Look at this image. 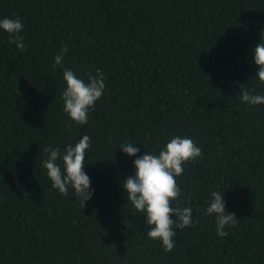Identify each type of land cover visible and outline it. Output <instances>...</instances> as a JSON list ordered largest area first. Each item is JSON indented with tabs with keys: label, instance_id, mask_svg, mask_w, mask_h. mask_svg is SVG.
<instances>
[{
	"label": "trees",
	"instance_id": "trees-1",
	"mask_svg": "<svg viewBox=\"0 0 264 264\" xmlns=\"http://www.w3.org/2000/svg\"><path fill=\"white\" fill-rule=\"evenodd\" d=\"M5 17L22 19L27 51L0 31V264H264V105L238 96L264 95L252 57L264 0H0ZM65 69L105 77L82 126L63 110ZM83 135L84 208L43 167L45 148L63 153ZM176 136L202 155L176 178L173 206L191 207L193 223L165 252L121 184ZM214 191L237 220L225 237L204 214Z\"/></svg>",
	"mask_w": 264,
	"mask_h": 264
},
{
	"label": "clouds",
	"instance_id": "clouds-1",
	"mask_svg": "<svg viewBox=\"0 0 264 264\" xmlns=\"http://www.w3.org/2000/svg\"><path fill=\"white\" fill-rule=\"evenodd\" d=\"M23 28L21 18L0 19V31L8 35L9 44H15L20 52L27 51V46L23 43L25 38L20 34ZM262 34L260 43L252 51V57L258 69L255 78L260 86L264 87ZM68 51V46L64 45L54 59L55 66L62 65L64 55ZM84 75L87 77L86 81L77 78L72 70H63V80L66 85L62 93L63 110L70 121L80 126L88 122L89 110L94 108L105 89V77L100 69H96L95 74L86 72ZM238 96L244 104L264 105V95L240 90ZM90 146V137L83 135L74 146L71 144L66 146L63 153L59 147H48L44 150L48 155L43 167L47 171L52 188L58 190L62 196H67L71 188L83 208L93 195V191L90 190V178L84 171L85 156ZM119 149L129 157L136 156L139 151L131 143L121 144ZM201 155V148L193 140L176 136L171 138L158 154L145 152L144 155L136 158L133 161L134 176L126 178L121 184L127 201L137 213L145 217L148 238L159 240L165 252H171L175 248L173 238L177 230L189 228L193 223L192 208L180 207L178 204L173 206V202L181 196L176 178L183 173V165L195 162ZM204 214L215 216V231L219 237L227 236L228 232L225 229L237 222L234 213L225 212L221 191L211 193V202Z\"/></svg>",
	"mask_w": 264,
	"mask_h": 264
}]
</instances>
